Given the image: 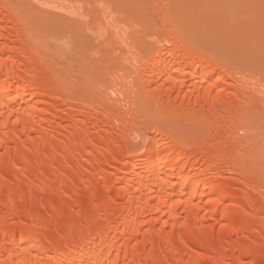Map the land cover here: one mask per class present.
<instances>
[{"label":"bare ground","instance_id":"bare-ground-1","mask_svg":"<svg viewBox=\"0 0 264 264\" xmlns=\"http://www.w3.org/2000/svg\"><path fill=\"white\" fill-rule=\"evenodd\" d=\"M39 1L0 0V264H264V27Z\"/></svg>","mask_w":264,"mask_h":264},{"label":"rangeland","instance_id":"rangeland-1","mask_svg":"<svg viewBox=\"0 0 264 264\" xmlns=\"http://www.w3.org/2000/svg\"><path fill=\"white\" fill-rule=\"evenodd\" d=\"M42 1H44L45 3L44 4H48V2L50 3V1H54V2H60L59 0H42ZM86 2H88V5L89 6H95L96 8H97V4H106V5H109L110 7H114V8H116L117 6H118V4L116 3V1L115 0H85ZM200 1V0H199ZM202 1L203 0H201V3H202ZM207 1V0H206ZM205 0H204V3L206 2ZM223 0H213L212 1V3L213 2H215L214 4H220V9H221V7H223V5L225 6V7H223V8H226V12H227V14H226V12H225V16H227L229 13V15H231V17H233L234 19H236L237 20V25L239 26V25H242V23H243V25H245V23L247 24V25H245L244 27H246V26H248V27H252V28H255V29H257L258 30V28L259 29H261L262 27H264V26H261V25H263V23H264V20H262V17H263V12H261V11H263V10H261V9H258V10H256V11H250L252 8H253V5L252 4H250L249 2V4H250V6H251V8H248L249 9V12H246V10H245V12H242L243 14H240L239 12H241V9H242V11L245 9V8H247V7H250V6H247V3H246V1L247 0H245V2L244 3H246V5L244 6V5H242L243 4V0H232V1H239V2H241L239 5L238 4H236L235 2H234V8H235V10L233 9V6L232 5H230L229 7H226V2L225 1H223ZM226 1H228L229 2V0H226ZM232 1H231V4H232ZM250 1H254V0H250ZM15 2L17 3V4H19V5H21L23 8H26L28 11H30V12H32V11H34L35 9H37V10H42V11H40L39 13H43V14H47V13H51V14H55L54 13V11H52V10H49V8H47V7H43L42 5L40 6L39 4L41 3L39 0H36L35 2H32V1H30V0H15ZM210 2V1H209ZM238 2V3H239ZM255 2H256V0H255ZM252 3V2H251ZM254 3V2H253ZM43 4V3H42ZM217 4L215 5V6H217ZM236 5H237V7H236ZM241 5L242 6H244V7H241ZM254 5H255V3H254ZM215 6L213 5V7L215 8ZM247 6V7H246ZM218 7V6H217ZM240 8V11H239V8ZM39 8V9H38ZM238 8V9H237ZM244 8V9H243ZM203 9H205V8H203ZM212 10H213V12L215 11V12H217V11H219V10H217V8L214 10L213 8H211ZM219 9V8H218ZM261 10V11H260ZM238 12L239 14H235V12ZM248 11V10H247ZM56 12V11H55ZM205 12V11H204ZM261 12V13H260ZM231 13H233V14H231ZM262 14V15H261ZM47 15H49V14H47ZM56 15V14H55ZM228 15V16H229ZM232 18V19H233ZM246 18V19H245ZM238 19H239V21H238ZM264 19V18H263ZM236 20H234L235 22H236ZM240 20H241V22H240ZM263 21V22H262ZM242 25V26H243ZM242 26H240V27H242ZM150 30H154L153 28H149ZM59 31H60V35H62V36H66V37H68V35H70V29H69V27L68 26H66L65 28H62V29H59ZM45 33H48V31H46L45 30ZM114 44V43H113ZM111 50V49H110ZM120 50V49H119ZM102 51H106L105 49H102ZM120 52V51H119ZM122 52V51H121ZM104 53V52H103ZM105 53H108V52H105ZM107 55V54H106ZM109 55V54H108ZM252 121H251V123L253 124V125H255V128H256V130H255V133H254V137L256 138L257 136L258 137H260V134L262 135V133H264L263 131H264V120H262V119H251ZM181 125H183V124H181ZM183 127V130H185V132H189V133H192L193 134V132H195V133H197L196 132V128L194 127V128H191L192 130H190V128L189 127H192L191 125H183L182 126ZM261 128V129H260ZM263 129V130H262ZM188 130V131H187ZM242 134V133H241ZM241 134H239V136L241 135Z\"/></svg>","mask_w":264,"mask_h":264}]
</instances>
